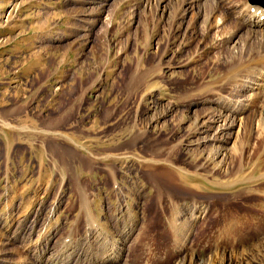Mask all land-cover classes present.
<instances>
[{
    "label": "rangeland",
    "instance_id": "374dc122",
    "mask_svg": "<svg viewBox=\"0 0 264 264\" xmlns=\"http://www.w3.org/2000/svg\"><path fill=\"white\" fill-rule=\"evenodd\" d=\"M248 3L0 0V264H264Z\"/></svg>",
    "mask_w": 264,
    "mask_h": 264
},
{
    "label": "bare ground",
    "instance_id": "6f19581e",
    "mask_svg": "<svg viewBox=\"0 0 264 264\" xmlns=\"http://www.w3.org/2000/svg\"><path fill=\"white\" fill-rule=\"evenodd\" d=\"M183 1L186 2V1H189V0H183ZM248 7H249V10L248 11L247 10L242 11V12H244V13H242V15H243L242 16L243 22L244 23H247V25L251 28V30H250L251 33H253L256 36H261L262 38H264V7H262L260 5L249 4V3H248ZM244 87L245 88H248L249 87L248 83L247 84H244ZM83 211H84V209H83ZM83 215H84V213H83ZM85 215H86V213H85ZM88 226H89V224H88ZM88 228H90V227H88ZM67 237L68 236H66V238ZM64 240H66V239H64Z\"/></svg>",
    "mask_w": 264,
    "mask_h": 264
},
{
    "label": "water",
    "instance_id": "95a60500",
    "mask_svg": "<svg viewBox=\"0 0 264 264\" xmlns=\"http://www.w3.org/2000/svg\"><path fill=\"white\" fill-rule=\"evenodd\" d=\"M252 4H257L264 7V0H248Z\"/></svg>",
    "mask_w": 264,
    "mask_h": 264
}]
</instances>
